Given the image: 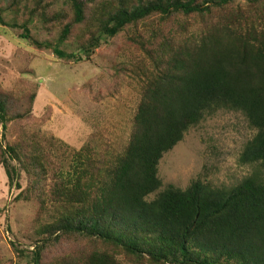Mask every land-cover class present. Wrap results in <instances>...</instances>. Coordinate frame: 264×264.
Listing matches in <instances>:
<instances>
[{"label":"trees","instance_id":"16d2710c","mask_svg":"<svg viewBox=\"0 0 264 264\" xmlns=\"http://www.w3.org/2000/svg\"><path fill=\"white\" fill-rule=\"evenodd\" d=\"M60 2L0 0V28L77 62L126 34L119 74L138 82L141 99L119 155L95 159L84 147L63 155L71 165L64 173L50 167L62 163L43 144H4L8 125L28 119L36 89L21 112L0 91V165L10 182L25 173L26 192L39 193L42 205L51 185L52 208L42 209L34 247L20 256L30 264H122L118 256L131 264H264V0ZM37 25L55 41H37ZM73 39L79 55L62 49ZM222 110L241 113L256 131L239 158L252 174L229 188L200 179L164 188L163 156Z\"/></svg>","mask_w":264,"mask_h":264},{"label":"rangeland","instance_id":"374dc122","mask_svg":"<svg viewBox=\"0 0 264 264\" xmlns=\"http://www.w3.org/2000/svg\"><path fill=\"white\" fill-rule=\"evenodd\" d=\"M52 2L60 8V0ZM6 19L9 21V17ZM21 33L0 28V91L17 112L26 107L29 93L36 89L37 94L28 119L8 125L4 144L13 145L23 138L43 144L62 163L59 166L56 161L50 167L62 169L63 165L64 173L71 165L70 158L63 155L84 147L92 148L95 159L119 155L133 132V118L141 99L138 82L119 74L125 59L117 53L127 47L126 34L95 50L89 60L83 56L77 62L61 60L51 50L36 49L20 39ZM31 35L41 43L56 39V33L38 25ZM76 41L67 42L62 49L79 55ZM21 133L26 136L21 138ZM255 134L241 113L222 110L207 117L163 156L158 167L163 187L185 190L199 179L214 187H234L252 174V168L241 166L239 158ZM47 182L42 205L39 193L26 192L29 182L25 173L19 172L18 180L10 182L0 165V264H30L20 252L33 249L37 226L47 215L42 209L52 208L48 193L51 185L46 188ZM89 248L86 246L84 252ZM117 259L131 264L123 256Z\"/></svg>","mask_w":264,"mask_h":264}]
</instances>
